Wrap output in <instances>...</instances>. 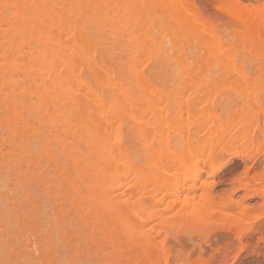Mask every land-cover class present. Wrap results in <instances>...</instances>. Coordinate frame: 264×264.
<instances>
[{"label": "rangeland", "instance_id": "1", "mask_svg": "<svg viewBox=\"0 0 264 264\" xmlns=\"http://www.w3.org/2000/svg\"><path fill=\"white\" fill-rule=\"evenodd\" d=\"M142 4L141 0L129 1L117 18L104 13L103 22L98 24L80 17L92 53L89 58L84 52L78 55L80 77L87 88L93 87V92L104 104H113L114 99L119 98L118 89L131 99L141 97L145 112L131 114L128 109H119L113 115L115 120L111 127L114 129L107 130L114 135L109 134L116 147L125 150L132 159L135 157L133 160L144 170V175L150 172L155 153L164 151V143L174 147L180 158L184 157L185 150L192 151L193 148L202 150L205 155L210 152L221 168L208 178L203 173L197 182V190H178L181 193H176L177 200L163 196L165 192L161 191L157 196L159 203L153 204L154 187L151 184L142 186L143 190L136 193L145 197L146 225L137 229L136 220L135 232L130 238L120 231L115 243L107 242L88 220L97 208L98 200L91 186L92 176L87 167L79 164L80 157L75 152L80 149L84 153L88 147H97L104 132L90 138L83 134L73 141L69 130L61 124L53 130L47 116L48 111L52 112V106H45L38 98V87L48 83L52 73L39 66L41 70L43 68L40 72L37 65L30 69L29 58L38 57L34 54L35 48L29 50L25 44L19 47L14 43L12 53L24 72L9 74L3 81L0 79V120L4 121L5 116L2 101L14 94L9 90L11 81L25 90L16 93L20 99L18 106L12 109H19L28 124L30 151L23 152L19 141L12 142L5 126L0 124V264H137L134 256L141 258L144 264H264V46L259 36L248 35V27L237 18L242 12L248 15L262 13L264 0H181L179 10L191 23L178 30L180 35L172 27L158 29L163 22L155 7L156 28L146 13L147 24L142 32L137 25ZM202 24H206L210 32H207V41L198 38L202 27L206 26ZM30 34L34 36V31ZM141 39L146 44L140 45ZM224 43L231 52L227 58L219 52ZM91 55L93 59H90ZM209 59L211 63H207ZM93 62L102 67L103 79L99 77L102 72L94 70ZM196 66L199 85L193 83ZM65 71V66L58 67L64 78L67 77ZM213 78L219 80L214 87L210 85ZM73 91L62 90L55 97L56 110L69 109L82 98V94L75 92L77 90ZM247 97L254 107V125L235 124L236 119L245 114ZM195 110L200 113L192 117ZM160 118L169 123L179 121V131L174 129L178 133L164 126L167 121L161 128ZM75 121H70V128ZM145 125L150 127L149 130L143 129ZM228 125L230 129L222 139L220 134ZM215 129V138L209 139L207 134ZM233 138L237 139L235 146L229 142ZM51 156L55 161L50 160ZM123 190L129 192V189ZM206 197L210 200L203 202ZM108 201L121 208L126 206L115 198ZM45 217L49 220H44ZM114 219L120 225L125 224V219L119 215ZM49 229L53 235L51 241L46 236Z\"/></svg>", "mask_w": 264, "mask_h": 264}, {"label": "bare ground", "instance_id": "2", "mask_svg": "<svg viewBox=\"0 0 264 264\" xmlns=\"http://www.w3.org/2000/svg\"><path fill=\"white\" fill-rule=\"evenodd\" d=\"M129 1H132V0H0V8L2 10V13L0 14V61H1L0 79H2L1 81H3V79H5V77L8 76L9 74L14 73V74L18 75V73L24 72L22 69H20V66L18 64V60L15 57V55L12 53V48H13L14 43H16L19 47L22 46L23 44H25V45H27L26 47H28L29 50H31V48L34 47L35 48L33 50L34 54L37 53L38 57L35 56V57L29 58L30 65H31L30 69L32 66L37 65L38 67L36 66V68H39L40 72H42V70H43V68L41 70L40 67H45L47 72L52 73L50 81L48 83H41L40 86L38 87L39 88L38 98H39L40 102L45 104V106H47V105L52 106L53 110H52V112L48 111L47 116H48V120H49L53 130H55L56 127L59 124H61L65 130H69L67 132H69L70 135L69 134L68 135L71 136L73 141H76L77 139H79L80 136L83 134H87L88 137L90 138V137H92L93 134H98L101 131L104 132V134L102 136L103 139L99 142L97 147H88L84 153H82L80 151V149H75L76 150L75 152H77L79 154V157H80L79 164L82 165L83 167H87L88 173H90V175L92 176L91 186L95 189L97 200H98L97 208L91 213V215H89L90 219H88V220H90V224L92 225V227L94 229L99 230V232L103 236L104 240H106L107 242H111V243H113V242L115 243V239L117 238V235L120 231H122V233L127 238H130L132 236V234L135 232L134 229H135V221L136 220L138 221L137 229H142L146 225L148 207H146L144 204L145 197H143L140 194L137 195V193H136V191L138 192V190H140L141 188L143 190L142 186H144V185L147 186V184H151L154 187V194L152 196V203L153 204H156L159 201L157 196H158V193H160L161 191L165 192V194H163V196H169V197L177 200L178 199L177 194L178 193L180 194L181 193L180 191H182L183 189H188V191L189 190L192 191V190L196 189L197 182L200 181L199 178L201 177V175L203 173L207 174L206 178H208V175L218 171L221 168L220 164L215 162V160L210 156V154H209L210 152L209 153L207 152L208 154L205 155L202 152V150L193 148L192 151L185 150L184 157L180 158V155L176 154V149L174 147L169 146V145L167 146L166 143H164L166 147L165 148L163 147L164 151L161 154H159L157 152L155 153L154 149L152 150L156 154V157L151 161L150 172L148 171L144 175V172H143L144 170H142L140 168V166L138 165V163H136L134 161L135 157L133 158L134 159L133 160L125 150H122V149H119L118 147H116V142H114L115 140L112 138L114 135L111 134L110 132L108 133V130H110V129L107 130V128L114 129V127H111L114 123V120H115L113 115L116 114L119 109H128L129 113L134 114V113L145 112L146 108L145 109L143 108L144 104H142L141 97H138L137 99H131L130 97L127 96V94H125L123 92L122 89H118L120 96L118 99H114L113 104H104L103 101L99 99L96 92H93L94 91L92 89L93 87H91L89 85V87L91 89L87 88L88 86H87L86 82L80 77V74H79V69H81L80 68L81 64H79L80 61L77 59V57H78V55H80V53L84 52L85 56L89 58L90 57L89 55L92 53H90L88 43L85 40L84 28H83V25L80 21V17L83 16L86 20H88L90 22H94L96 24L103 22L104 13L108 14L109 16H114L115 18H117L119 16V14L123 11L125 5L127 3L129 4ZM180 1L181 0H141V2L143 3L141 5L143 10H141V12L138 15V19H137V25H139L141 27L140 30L142 32H144L143 28L147 24L146 13H148V16L151 17L152 20L154 21L153 27L156 28L157 23H156V12L154 9V7H155L158 9L159 14H160L161 19H162V22H163L162 26H160V25L158 26L159 27L158 29H160L161 27H163V28L172 27V29L174 28L173 30L177 31V33L179 34L178 30H180L184 26L191 23V20L187 19L184 16V14L182 12H180V10H179ZM137 4L139 5L140 3H137ZM127 6H129V5H127ZM135 6H137V5H135ZM239 9H237V10H239ZM258 9L256 11H258ZM263 12L262 13H261V11L257 12V13L254 12L253 15H248V13L246 14V13L242 12V14H240V18L238 16L239 14L237 15V18L239 20H241V22H243L248 27L249 32H250V33L247 32L248 35L250 34V36H253V37L259 36L260 42L263 43V46H264V13ZM157 18H159V17L157 16ZM197 18H199V17H197ZM194 19L196 20V17H194ZM82 20H84V19H82ZM157 20L159 21L160 19H157ZM198 21H200V20H198ZM200 22H202V21H200ZM200 22H198V24ZM193 25H196V23L195 24L193 23ZM205 25H203V26H205ZM2 26H5V29H3ZM200 26H201V23H200ZM153 27H152V29H153ZM206 27H207V25L205 27H202L203 30L200 33V36H198L199 39L205 40V41H207L206 35L208 32ZM155 28H154V31H155ZM30 31H34V36H32L30 34ZM161 31H162V28H161ZM159 32H160V30H159ZM167 32H168V29H167L166 33ZM208 33L210 34V32H208ZM211 33H212V31H211ZM243 33H245V32H243ZM166 37H164V38H166ZM178 37H180V36H178ZM209 38H211V37H209ZM177 39H179V38H177ZM210 40H209V42H210ZM254 43H256L255 40H254ZM93 44H94V42H93ZM144 44H146V41L144 39H141L140 45H144ZM210 45H212V43H210ZM223 45L220 46L219 52L222 53V55L226 56V58L230 57L229 56L230 51L228 52V49L226 48L225 43ZM96 46H97V44H96ZM169 46L170 45H168V47ZM218 48H219V45L217 47V50H219ZM193 50H195V49H193ZM204 51H206V50H204ZM210 52H211V50H210ZM174 55H176V54H174ZM231 57H233V56H231ZM90 59H93V55H91ZM214 60H215V58H214ZM232 62H233V60H232ZM93 63H95V62H93ZM207 63H211L210 59H209V62H207ZM61 65L65 66V69H66L65 74L67 75L66 78H64L63 75L58 72V67H60ZM232 65H233V63H232ZM99 66H100V64L98 65L95 63L93 67H94V70H100L102 72V74H100V72H99V74H100L99 77L101 79H103L105 77L104 71L102 70V67H99ZM236 66H238V65H236ZM103 69H105V68H103ZM194 70H195V73H194V77H193V83L198 84L200 81L199 75L197 74L198 67L196 66ZM221 70H222V68H221ZM202 72H203V70H202ZM234 72L237 73L236 70H234ZM105 73H106V71H105ZM215 73H216V71H215ZM25 74L26 73H24V75ZM100 81H102V80H100ZM102 83H105V82L103 81ZM5 84L6 83H4L3 85L6 86ZM145 84H147V83H145ZM148 84L147 85L151 87L152 84L151 85H150V83H148ZM218 84H219V80L213 78L212 83L210 85L212 87H214ZM78 85H82L85 88L81 87V88H84V89H81V88H79ZM9 87H10V89L9 88L8 89L14 94L12 96L4 99V101H2V105H4V107H5V116H4V121L0 120V124L5 126L7 134L11 138L12 142L15 143L16 141H19L20 149L23 152H29L30 146L28 145V136H27L28 131H29L28 124L24 120L22 112L19 109H15V108L12 109V107H14L18 104V100L20 99L19 98L20 95L17 96L16 93H18V92L24 93L25 90L22 87H20L19 85H17L16 83H13L11 81H9ZM252 87H254V86H252ZM252 87H251V89H253ZM152 88L154 89L153 86H152ZM70 89H73L74 91L77 90L75 92L82 94V98L81 99L78 98L80 100H77L75 102V104L72 107H70L69 109H67L66 107H63L62 109L56 110V104L57 103L55 101V97L62 90L67 91ZM187 91H188V89H187ZM189 91H190V88H189ZM153 93H155V92H153ZM161 93H163V92H161ZM50 94L52 95L51 97L49 96ZM147 94H148V92H147ZM35 96H37V95H35ZM75 96H77V95H75ZM154 96H157V95H154ZM199 96H201V95H198V97ZM254 98H255V96H254ZM133 102H134V106H131V104ZM58 105H60V104L58 103ZM244 109H245V114L243 116L239 115L240 117L238 119H236L237 123L235 121H233V125H234V122H235V124H239V125H242V124L254 125V119H253L254 107L251 105V101H250L249 97H247V99L245 101ZM236 110H237V108H236ZM199 113H200L199 110H195L194 113L192 114V117L198 116ZM139 115H137V116L139 117ZM180 115H182V114H180ZM167 116L165 114V117H167ZM165 117H164V119H167ZM157 119H159V118H157ZM162 119H163V117H162ZM162 119L160 118V121H159V123L162 124V126H160L161 128L163 127V125L166 121L168 122V120H166L164 122L163 121L164 119L163 120ZM74 120H76L75 124L72 128H70L69 123H70V121H74ZM178 120H179V118H178ZM204 121H206V120H204ZM167 122L165 123L167 125H164L165 127H170L171 129H173V131H174V129H176V131H179L177 129L178 128L177 122H179V121H177L176 123H169V122L167 123ZM150 123L152 124V122H150ZM150 123H148V124H150ZM230 125H231V123H230ZM230 125H228V127L226 126L227 128L222 130V132L220 134L222 139H225V136L227 135V132L230 129ZM147 126L146 127L142 126V127H143V129L149 130L150 127H147ZM231 127H232V125H231ZM161 128L159 129L160 131L162 130ZM115 129H117V128H115ZM156 129H158V128H155V130ZM165 129L169 130V128H165ZM218 129H219V126H218ZM215 131H216V129L213 130L212 133H210L209 135L207 134V136H209V139L215 138V136H216ZM175 133H178V132H175ZM109 134H110V136L112 135L111 138L114 141H111ZM157 134H158V132H157ZM162 134L164 135V133H162ZM180 134L182 135V133H180ZM150 135H152V134L150 133ZM243 137L244 136H242V138ZM162 138H163V136H162ZM162 138H161V140H163ZM238 138L239 137H237V139ZM209 139H208V141H209ZM237 139L236 138L231 139V141H229L230 145L235 146ZM205 141H206V139H205ZM147 142H148V139H147ZM215 142H216V140H215ZM34 143H36V142H34ZM161 143H162V141H161ZM203 145L205 146L204 143H203ZM78 146H79V144H78ZM149 146H151V145H149ZM210 147L211 146H209V149H210ZM214 147H215V145H214ZM198 148H200V147H198ZM11 149L12 148H10V151H13V149L12 150ZM51 159H52V161H55L54 156L53 157L51 156L50 160ZM205 183H206V181L204 182V184ZM204 184H203V186H201V188L204 187ZM1 188H2V185H1ZM124 188L127 189V191L129 189V192L124 191L123 190ZM7 189L9 190L10 188H7ZM70 189H72V188H70ZM178 190H180V191H178ZM144 194H146V193H144ZM73 197H75V196H73ZM112 198H115L117 201H122L123 203H125L126 206L124 208H121V207H119V205H116L114 203H110L108 200L112 199ZM209 200L206 197V200L204 199L202 201L208 202ZM79 205H77V206H79ZM209 205H210V202H209ZM0 206H1V203H0ZM201 206L199 205V207H201ZM194 207L195 206H193V208ZM199 207L196 206L195 208L199 209ZM0 209H1V207H0ZM83 209H85L84 205H83ZM7 210H9V209H7ZM191 211H192V209H191ZM84 213H86V212H84ZM189 213L192 214L193 211H192V213L191 212H189ZM46 215H44V216H46ZM118 215L125 219V224L120 225L115 221L114 217L118 216ZM16 216H14V218ZM24 217H25V215H24ZM46 217L44 218V220L49 218V217H47V218ZM200 217L203 218V216H200ZM1 218H2V215H1ZM14 218H12V219H14ZM28 218H30V216ZM41 218H42V216H41ZM53 219H54V217H53ZM47 220H49V219H47ZM28 224H29V221H28ZM47 224L49 225V223H47ZM39 235H40V233H39ZM144 235H146V234H144ZM46 236H47V239L49 241H51L52 237H53L52 230L49 229L46 233ZM42 237H44V235ZM40 240H41V238H40ZM140 241H141V239L138 240V243ZM16 242H18V241H16ZM61 243H63V242H61ZM96 243H98V242H96ZM37 244H38V242H37ZM42 249H43V247H42ZM51 249L53 251V247ZM26 255H28V254H26ZM40 258H42V257H40ZM49 259H50V257H49ZM51 260L54 262L53 259H51ZM134 260L137 264H144V262L142 261L141 258L134 256ZM155 260H156V258H155Z\"/></svg>", "mask_w": 264, "mask_h": 264}]
</instances>
